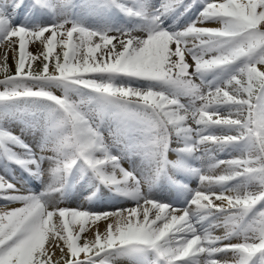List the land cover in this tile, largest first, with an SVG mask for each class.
I'll return each instance as SVG.
<instances>
[{"label":"snow or ice","instance_id":"obj_1","mask_svg":"<svg viewBox=\"0 0 264 264\" xmlns=\"http://www.w3.org/2000/svg\"><path fill=\"white\" fill-rule=\"evenodd\" d=\"M0 46V264H264V0H0Z\"/></svg>","mask_w":264,"mask_h":264},{"label":"rangeland","instance_id":"obj_2","mask_svg":"<svg viewBox=\"0 0 264 264\" xmlns=\"http://www.w3.org/2000/svg\"><path fill=\"white\" fill-rule=\"evenodd\" d=\"M27 2H29V0H26V3ZM75 2L76 3H81L82 0H75ZM152 2L153 3H159V0H152ZM0 50H2V46H0ZM29 50L33 51V52L36 51V49L34 48L33 45H29ZM9 63L10 64L12 63L11 59H9ZM13 71H14V69H13ZM2 78H3V75L0 74V79H2ZM0 90H2V89H0ZM57 94H59V93H57ZM125 166L127 167V165H125ZM13 169L15 170V166H13ZM215 173H216V170L212 174H215ZM16 175L17 176L20 175L18 170L16 171ZM33 187H34L35 190H40V186H39V184L37 182H33ZM77 200H78V202L82 201V199L67 200V201L62 202L61 204H65L67 202H70V201L73 202V201H77ZM84 206L86 207L85 209L106 210L103 206L98 205V204L89 205V204L86 203V204H84ZM233 242H238V241L233 240ZM121 259L124 261V263H122V264H129V261L126 258H121Z\"/></svg>","mask_w":264,"mask_h":264},{"label":"bare ground","instance_id":"obj_3","mask_svg":"<svg viewBox=\"0 0 264 264\" xmlns=\"http://www.w3.org/2000/svg\"><path fill=\"white\" fill-rule=\"evenodd\" d=\"M198 26H204V27H217L218 25H216L215 23H208V24H204V25H199L198 24ZM35 48V47H34ZM221 158H227V157H221ZM198 166V165H197ZM126 167V166H125ZM222 171H223V169H218V170H216V173H215V175H218V174H222ZM190 186L191 187H193V188H196L197 187V182H192L191 184H190ZM84 204H86L84 201H80V202H78V200L77 201H73V202H67V203H65V204H61V205H64V207H70V208H77V207H83L84 209L86 208L85 206H84ZM60 205V206H61ZM13 207H15V206H18V205H12ZM63 207V206H62ZM104 223L101 221V222H99V227L101 228V230L104 228ZM214 234H220V232H216V233H214ZM235 243V242H234ZM122 263H124V261L121 259L120 260V262H119V264H122Z\"/></svg>","mask_w":264,"mask_h":264}]
</instances>
